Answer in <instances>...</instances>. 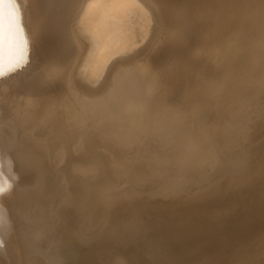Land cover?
Masks as SVG:
<instances>
[{
    "label": "bare ground",
    "instance_id": "1",
    "mask_svg": "<svg viewBox=\"0 0 264 264\" xmlns=\"http://www.w3.org/2000/svg\"><path fill=\"white\" fill-rule=\"evenodd\" d=\"M25 1L0 264H264V0Z\"/></svg>",
    "mask_w": 264,
    "mask_h": 264
},
{
    "label": "rangeland",
    "instance_id": "2",
    "mask_svg": "<svg viewBox=\"0 0 264 264\" xmlns=\"http://www.w3.org/2000/svg\"><path fill=\"white\" fill-rule=\"evenodd\" d=\"M26 5L27 2L25 0H3V2L0 3V15H2V19H3L2 26H0V71H2L5 67L9 66V64L13 62V60L15 61L18 58L17 56H19L22 50L26 32L25 29L23 28L22 20H20V14L24 12ZM58 67L61 70L64 68V66L62 65H58ZM9 168L11 171V175H10L11 178L8 181L7 186L16 191V193L20 198V201L22 200L24 203L25 202L27 203L29 200L27 199L26 194H24L25 184H23V182L18 178V176L10 166ZM24 217L26 218L28 225L34 228L33 221L29 219L25 215V213H24ZM49 242L50 239H48L45 242V244L46 243L48 244ZM112 245L113 244L106 245L109 246L110 252L112 249L120 250V248L117 245H113V246ZM111 246L112 247L117 246L118 249L117 248L111 249ZM109 249L108 247L103 248L100 245H96L85 255L79 249H77V251H80L81 254H78L77 259L75 260L74 263L101 264V261L105 260L109 256L107 254L109 253L107 252L109 251ZM44 264H52V262L47 261Z\"/></svg>",
    "mask_w": 264,
    "mask_h": 264
},
{
    "label": "snow or ice",
    "instance_id": "3",
    "mask_svg": "<svg viewBox=\"0 0 264 264\" xmlns=\"http://www.w3.org/2000/svg\"><path fill=\"white\" fill-rule=\"evenodd\" d=\"M3 0H0V3H2ZM2 23H3V19H2V15H0V26H2ZM0 74H2V72H0Z\"/></svg>",
    "mask_w": 264,
    "mask_h": 264
}]
</instances>
